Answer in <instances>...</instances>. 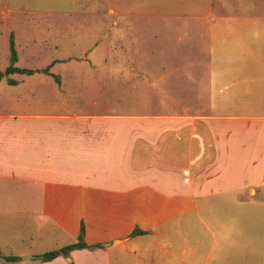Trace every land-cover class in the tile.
I'll return each mask as SVG.
<instances>
[{
  "label": "crops",
  "instance_id": "obj_1",
  "mask_svg": "<svg viewBox=\"0 0 264 264\" xmlns=\"http://www.w3.org/2000/svg\"><path fill=\"white\" fill-rule=\"evenodd\" d=\"M105 1L103 112L0 115V260L264 264V0Z\"/></svg>",
  "mask_w": 264,
  "mask_h": 264
},
{
  "label": "rangeland",
  "instance_id": "obj_2",
  "mask_svg": "<svg viewBox=\"0 0 264 264\" xmlns=\"http://www.w3.org/2000/svg\"><path fill=\"white\" fill-rule=\"evenodd\" d=\"M115 19L121 24L119 17ZM109 33L112 36L107 39ZM122 37L130 39V32L113 23L105 0H0V71L12 65L46 71L41 76L15 73L1 80L0 115H58L69 108L77 113L103 112L102 106L92 102L102 89L105 92L106 71L123 64L135 70L130 61L134 58H128L125 47L117 44ZM12 42L17 62H12ZM95 90L99 93L94 94ZM153 93L147 90L146 98ZM67 100L72 107L63 105ZM21 241L19 250L42 248L40 243L26 247ZM0 264L9 263L0 260Z\"/></svg>",
  "mask_w": 264,
  "mask_h": 264
},
{
  "label": "trees",
  "instance_id": "obj_3",
  "mask_svg": "<svg viewBox=\"0 0 264 264\" xmlns=\"http://www.w3.org/2000/svg\"><path fill=\"white\" fill-rule=\"evenodd\" d=\"M11 52H12V62H17V53H16L13 42H12V46H11ZM44 72H46V71H44ZM15 73L33 75V74H35V71L23 70V69L14 67V65H12L11 67L7 68L5 72L0 71V81L3 80L5 78V76L12 75ZM10 83L16 84L14 81H10ZM84 231H85V229L83 227L82 228L83 233L80 237V242L78 244L70 245V246L64 247L62 249L46 253L45 255H43L42 260L44 262H50V261H53V260H55L61 256L69 257L71 252H73L74 250H82V249L93 250V249L101 248V246H88L84 242ZM142 234H144V233L136 230L133 235L137 236V235H142ZM5 259L8 262H14V261L19 260V257H6Z\"/></svg>",
  "mask_w": 264,
  "mask_h": 264
},
{
  "label": "water",
  "instance_id": "obj_4",
  "mask_svg": "<svg viewBox=\"0 0 264 264\" xmlns=\"http://www.w3.org/2000/svg\"><path fill=\"white\" fill-rule=\"evenodd\" d=\"M32 259H35V257H32Z\"/></svg>",
  "mask_w": 264,
  "mask_h": 264
}]
</instances>
